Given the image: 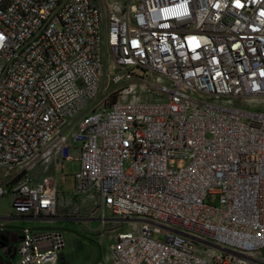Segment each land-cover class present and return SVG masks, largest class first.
I'll return each mask as SVG.
<instances>
[{
	"label": "built area",
	"instance_id": "built-area-1",
	"mask_svg": "<svg viewBox=\"0 0 264 264\" xmlns=\"http://www.w3.org/2000/svg\"><path fill=\"white\" fill-rule=\"evenodd\" d=\"M263 100L264 0H0L5 217L55 216L53 179L29 171L52 148L99 225L163 226L91 264H264ZM15 230L13 264H54L57 230Z\"/></svg>",
	"mask_w": 264,
	"mask_h": 264
},
{
	"label": "rangeland",
	"instance_id": "rangeland-1",
	"mask_svg": "<svg viewBox=\"0 0 264 264\" xmlns=\"http://www.w3.org/2000/svg\"><path fill=\"white\" fill-rule=\"evenodd\" d=\"M123 99L128 100L130 98L127 96ZM232 102L236 103L238 101L233 100ZM261 105L264 107V100ZM258 106L260 105H256L255 108L260 109ZM69 155L73 158L77 156V149L70 148ZM42 164L43 161L36 166L40 168V174L48 175L53 179L55 196L61 209L57 210V215L61 214L63 217L57 216V219H20L13 223L24 228H52L57 230L60 233L62 245L58 250L55 264H91V262L96 259L103 260L107 263L109 261L108 248L113 240L114 234L124 230L134 233L140 223L137 219H141V217L128 216L125 217V219L118 218L109 220L108 218L111 217L106 216L100 225L96 219H85L94 217L93 211L90 210L93 206V199L91 196H84L86 198H84L85 204L88 206L85 205L86 207L82 209L77 205L75 207H64L63 198L60 193L61 190L69 188V174L76 169V163L74 161H66L51 166L47 161L44 162L43 165ZM60 174H62L61 181ZM5 178L3 172L0 171V181H4ZM9 204L8 195L0 196V214L10 213ZM77 217L79 219H76ZM151 226L153 229V236L161 239L162 235L154 231L158 227L154 225ZM205 247L207 248L205 250L206 252L211 249L207 246ZM196 249H201V244L196 243ZM252 256L264 259V248L254 251ZM14 262L15 256L12 258L11 264Z\"/></svg>",
	"mask_w": 264,
	"mask_h": 264
},
{
	"label": "crops",
	"instance_id": "crops-1",
	"mask_svg": "<svg viewBox=\"0 0 264 264\" xmlns=\"http://www.w3.org/2000/svg\"><path fill=\"white\" fill-rule=\"evenodd\" d=\"M52 150V148H50L49 150L45 151L43 154H41V157H39V160H37L33 166L30 168L29 171H31L33 173V176L34 178H39L41 176H48V175H42L40 174V168L38 166H36L37 164H39L41 161H43V164L44 162H49L51 164V166L53 165L52 164V161L51 159L48 157V154L50 153V151ZM42 164V165H43ZM60 181H61V178H62V174H60ZM50 177V176H49ZM69 179H70V186L68 189L66 190H61L60 193H61V196L63 198V204H64V207H75L76 205L77 206H80L82 209H84L86 206H88L87 204H85V199L83 198V200H80V198H76V196H74L73 192H72V182H71V178L69 176ZM55 193V192H54ZM90 195V194H89ZM91 198H92V195H90ZM93 199V198H92ZM57 198L55 196V200H54V217L53 218H49V219H57V216H60V217H63V215L58 214V211L57 210H61L60 209V205H58L57 203ZM93 204V203H92ZM86 205V206H85ZM88 208V207H87ZM81 209V210H82ZM90 210L92 211V208H90ZM6 214H0V228H3V229H16V228H21V226H17L16 224H14L13 222L16 221V220H20V219H33V218H30V217H25V216H21V217H5ZM72 218V217H71ZM76 219H79L78 217ZM87 220H92L94 219L93 217H88V218H85ZM109 220H115L114 218H108ZM97 260V259H96ZM94 260V261H96ZM93 262V261H92ZM91 262V263H92ZM55 264V262H54Z\"/></svg>",
	"mask_w": 264,
	"mask_h": 264
},
{
	"label": "water",
	"instance_id": "water-1",
	"mask_svg": "<svg viewBox=\"0 0 264 264\" xmlns=\"http://www.w3.org/2000/svg\"><path fill=\"white\" fill-rule=\"evenodd\" d=\"M114 219H118V218H114ZM122 219H125V218H122ZM139 220L140 222H147L151 225H154V226H157V227H163L161 226L160 224H157L155 222H150V221H147V220H144V219H137ZM169 229V228H168ZM169 231L175 233V234H178V235H181L185 238H188L196 243H199V244H202L204 246H207L215 251H218V252H221V253H224V254H227L229 256H232L234 258H237V259H241V260H244V261H247V257L244 256L243 254H240L238 252H234V251H231V250H228V249H225V248H222L220 246H217V245H214L210 242H207L205 240H202L200 238H197V237H194L192 235H189L185 232H182V231H179V230H175V229H169ZM15 234V231L14 230H7V229H2L0 228V247H4V248H9L11 251L13 250L11 248V244L14 242V241H17L18 240V236H14ZM13 237V238H12ZM0 251L2 253L5 254V252H3L0 248ZM6 261H1L2 264H4Z\"/></svg>",
	"mask_w": 264,
	"mask_h": 264
},
{
	"label": "flooded vegetation",
	"instance_id": "flooded-vegetation-1",
	"mask_svg": "<svg viewBox=\"0 0 264 264\" xmlns=\"http://www.w3.org/2000/svg\"><path fill=\"white\" fill-rule=\"evenodd\" d=\"M2 229H3V228H2ZM7 230H14V231H15L14 236H16V237L18 236V234H17V232H16L15 229H7ZM12 238H13V237H12ZM16 242H17V241H14V242L11 244V248L13 249L12 251H11L9 248L0 247L1 250H2L3 252H5V254H4V253H2V252L0 251V264H2L1 261H6L4 264H11V260H12V258L14 257V248H15V244H16Z\"/></svg>",
	"mask_w": 264,
	"mask_h": 264
}]
</instances>
